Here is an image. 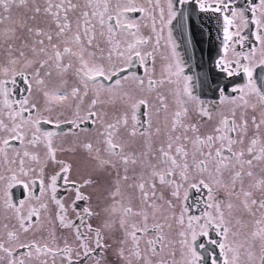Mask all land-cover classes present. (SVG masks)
<instances>
[{
  "label": "snow or ice",
  "instance_id": "1",
  "mask_svg": "<svg viewBox=\"0 0 264 264\" xmlns=\"http://www.w3.org/2000/svg\"><path fill=\"white\" fill-rule=\"evenodd\" d=\"M0 264H264V0H0Z\"/></svg>",
  "mask_w": 264,
  "mask_h": 264
},
{
  "label": "flooded vegetation",
  "instance_id": "2",
  "mask_svg": "<svg viewBox=\"0 0 264 264\" xmlns=\"http://www.w3.org/2000/svg\"><path fill=\"white\" fill-rule=\"evenodd\" d=\"M206 47H207V45H206ZM205 59L207 60V57H206ZM191 70H192V72H193V71H195V72L198 71V72H199L200 70L203 71V70H206V66H205V69H200V68H197V67H194V68H193V67H192Z\"/></svg>",
  "mask_w": 264,
  "mask_h": 264
},
{
  "label": "bare ground",
  "instance_id": "3",
  "mask_svg": "<svg viewBox=\"0 0 264 264\" xmlns=\"http://www.w3.org/2000/svg\"><path fill=\"white\" fill-rule=\"evenodd\" d=\"M205 47H206V45H205ZM181 51H183V48H181ZM185 59H187V57H185ZM189 63L192 65L193 68L195 67V64H194L193 61H189ZM206 67H207V65H206ZM200 71H201V70H200ZM200 71H199V72H200ZM197 72H198V71H197ZM197 72L193 71V73H197Z\"/></svg>",
  "mask_w": 264,
  "mask_h": 264
}]
</instances>
